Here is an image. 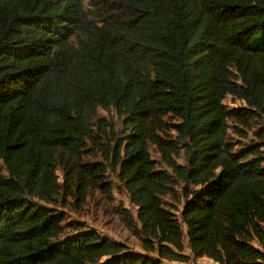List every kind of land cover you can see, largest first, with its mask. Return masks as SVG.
<instances>
[{"label": "trees", "instance_id": "trees-1", "mask_svg": "<svg viewBox=\"0 0 264 264\" xmlns=\"http://www.w3.org/2000/svg\"><path fill=\"white\" fill-rule=\"evenodd\" d=\"M204 258L264 264V0H0V264Z\"/></svg>", "mask_w": 264, "mask_h": 264}, {"label": "rangeland", "instance_id": "rangeland-1", "mask_svg": "<svg viewBox=\"0 0 264 264\" xmlns=\"http://www.w3.org/2000/svg\"><path fill=\"white\" fill-rule=\"evenodd\" d=\"M102 114V112H101ZM152 156L159 159V155L153 153ZM181 162V161H180ZM114 196L116 204L119 203L129 209L131 213L135 212V208L129 202L126 193L120 190H115ZM66 218L79 219L84 224H87L91 229L95 230L99 235L108 237L113 241L122 242L129 245L132 248L139 249V242L133 238L124 227L119 216L114 212L113 209L108 211V214H102L97 209L90 208L89 210H82L81 212H74L71 209L63 210ZM188 252V251H187ZM204 264H217L209 259H199ZM195 261L188 262L185 264H191ZM179 264V263H174ZM183 264V263H180Z\"/></svg>", "mask_w": 264, "mask_h": 264}, {"label": "built area", "instance_id": "built-area-1", "mask_svg": "<svg viewBox=\"0 0 264 264\" xmlns=\"http://www.w3.org/2000/svg\"><path fill=\"white\" fill-rule=\"evenodd\" d=\"M191 264H204V263H203L202 260H197V261H195V262H193V263H191Z\"/></svg>", "mask_w": 264, "mask_h": 264}]
</instances>
